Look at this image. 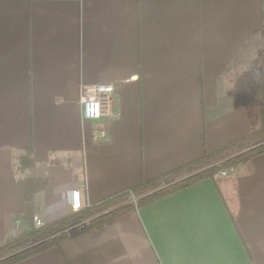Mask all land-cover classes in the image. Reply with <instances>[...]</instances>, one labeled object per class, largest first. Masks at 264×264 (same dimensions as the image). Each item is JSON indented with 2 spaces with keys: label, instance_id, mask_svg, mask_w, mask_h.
<instances>
[{
  "label": "crops",
  "instance_id": "0c3cea01",
  "mask_svg": "<svg viewBox=\"0 0 264 264\" xmlns=\"http://www.w3.org/2000/svg\"><path fill=\"white\" fill-rule=\"evenodd\" d=\"M261 54L264 0H0V245L24 176L49 180L33 208L48 223L73 191L94 205L247 135L264 110ZM96 84L114 86V116L83 121L80 88ZM30 145L22 176L14 157ZM252 166L78 225L17 264H264V154Z\"/></svg>",
  "mask_w": 264,
  "mask_h": 264
},
{
  "label": "trees",
  "instance_id": "16d2710c",
  "mask_svg": "<svg viewBox=\"0 0 264 264\" xmlns=\"http://www.w3.org/2000/svg\"><path fill=\"white\" fill-rule=\"evenodd\" d=\"M258 65L264 68V55L258 59ZM255 96L264 100V85H259ZM264 154V110L258 115L257 126L244 137L200 158L177 167L159 177L142 180L138 185L121 191L103 201L83 206L77 212L66 217L45 223L42 227L34 224V197L45 190L49 180L40 177L24 176L35 166L33 147L21 149L14 157V170L23 177L24 209L17 221L22 225L14 238L0 245V264H17L23 260L60 248L71 235L72 229L83 225V229L100 230L111 225L120 216L148 205L164 196L189 187L203 180H214L221 173L243 168L245 172L253 170L252 160ZM232 216V215H231Z\"/></svg>",
  "mask_w": 264,
  "mask_h": 264
},
{
  "label": "built area",
  "instance_id": "2783aa9c",
  "mask_svg": "<svg viewBox=\"0 0 264 264\" xmlns=\"http://www.w3.org/2000/svg\"><path fill=\"white\" fill-rule=\"evenodd\" d=\"M115 88L111 84L82 85L80 88V106L81 118L83 121L98 122L105 117H113L112 111L113 96ZM231 171L221 173V176H227ZM83 207L78 191L71 194V212H77ZM44 222L38 216H34V224L36 227H42ZM21 227L20 221H16L14 225V234L16 235Z\"/></svg>",
  "mask_w": 264,
  "mask_h": 264
},
{
  "label": "rangeland",
  "instance_id": "374dc122",
  "mask_svg": "<svg viewBox=\"0 0 264 264\" xmlns=\"http://www.w3.org/2000/svg\"><path fill=\"white\" fill-rule=\"evenodd\" d=\"M82 226H83V225H82ZM82 226H81V227H82Z\"/></svg>",
  "mask_w": 264,
  "mask_h": 264
}]
</instances>
